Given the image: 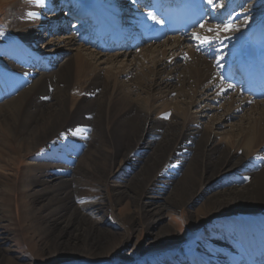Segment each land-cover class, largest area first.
I'll return each instance as SVG.
<instances>
[{
	"label": "bare ground",
	"instance_id": "6f19581e",
	"mask_svg": "<svg viewBox=\"0 0 264 264\" xmlns=\"http://www.w3.org/2000/svg\"><path fill=\"white\" fill-rule=\"evenodd\" d=\"M176 1L18 0L11 6L3 32L15 42L0 59V213L20 224L14 208L19 205L21 217L27 208L53 252L95 257L119 240L102 221L92 223L72 207L74 173L63 172L73 168L81 149L88 152L80 161L87 174L93 171V184L113 192V200L107 196L99 209L127 204L134 211L131 220L141 212L154 242L173 241L172 226L153 227L173 208L196 209L190 213L198 222L201 213L210 219L264 208V99H254L245 86L224 78L244 54L258 48L256 54L262 50L264 55V42L253 30L257 25L244 41L247 22L232 24L231 18L241 0L219 5V10L214 0L210 12L215 13L204 28L168 37L157 46L140 22L152 26L156 22L149 13L159 20L162 7ZM64 5L67 12L49 15ZM125 12L129 14L123 16ZM253 19L264 20V10ZM73 20L82 23L73 27ZM211 20L234 30L225 32L219 24L218 32H209L217 25H209ZM48 21L50 35L32 41ZM193 33L219 39L199 45ZM41 38L48 39L49 50L36 49ZM113 38L123 42L122 48L111 45ZM146 44L152 46L135 55ZM194 107L201 108L198 120L192 119ZM238 116L241 120L227 131V145L216 142L215 129ZM129 168L134 169L131 176ZM115 175L124 180L112 182ZM251 214L240 229L220 228L224 241L210 242L214 254L201 252L191 242L199 240L195 236L184 239L181 249L191 254L193 264H264V217ZM0 264H16L1 242Z\"/></svg>",
	"mask_w": 264,
	"mask_h": 264
},
{
	"label": "rangeland",
	"instance_id": "374dc122",
	"mask_svg": "<svg viewBox=\"0 0 264 264\" xmlns=\"http://www.w3.org/2000/svg\"><path fill=\"white\" fill-rule=\"evenodd\" d=\"M121 1L123 2L124 0ZM216 1H217L216 7L218 5V10H219L220 9L219 5L220 6L222 5L223 7L224 5H226V3L232 0H216ZM256 1L257 0H241L240 10L236 12L231 11L232 12L231 17L239 12L240 13L242 12V14L239 17L233 19L232 24L233 23L241 24L242 22H247L249 26L248 29L246 30L243 29V31L241 32L242 36H244V34L246 33L248 34V36L250 34L253 35L250 27L259 24L258 23L259 21L257 22V20L254 19L252 20V18H254V15H256L258 11L264 10V1L261 2L258 1V3ZM17 2L18 0H15L13 2L10 0L8 2H3L2 4H0V59H2V57L5 58L6 53H8L11 49L10 48L11 44L15 42V38L9 36L7 32L6 33L3 32L4 30L3 25H4V21L7 19L9 15L11 6ZM105 2H107V0H101L100 4H104ZM252 4H254L255 6ZM231 6L232 4L230 5V7ZM43 9H41V12L43 11ZM56 10H58V13H60V11L67 12V6L64 5L61 8L53 9L49 12V15L51 16ZM214 13L215 12L213 13L210 12L209 17L212 14L214 15ZM125 14H129V12L123 13V16ZM250 21L251 23H249ZM77 23L81 24L82 22H77L76 20L75 21L73 20L71 21V26L74 27V25H78ZM260 23L264 24V20H262ZM208 24L209 25L217 24L216 25L217 28L219 24L223 26V24L225 25L226 23L224 21L216 22L215 20H211L208 22ZM50 27H51L50 21H48V23H46L42 27V29H37V31H35V33L31 37V40L32 41L38 40L40 35L49 36ZM72 28L69 30L67 29V31L71 32ZM239 28L242 27L240 26ZM246 38L243 37L244 41H246L245 40ZM40 40H42V38ZM47 42L48 39L42 40V44L36 49L49 50L51 47L45 46ZM162 43H164V40L161 42H156L155 44L158 46ZM193 43L194 42H189V44H193ZM150 45L151 44H146L142 46L141 49L135 52V55L140 54L143 48H146L147 46ZM170 55L171 54H169V56ZM182 60L183 59H180V63ZM230 93H235V90H230ZM8 99H4V100L7 101ZM4 100L2 102H4ZM200 111L201 108L199 107H194L191 109L193 120L200 119L199 117L201 114ZM218 112L216 111L209 113L210 116L208 115L207 119L210 120V118L215 116ZM208 120L205 119L204 122ZM240 120L241 118L240 116H238L236 119H233L232 122L229 123L230 125H228L227 127L225 128L219 127V129H215L216 133L212 135V138L216 142L219 141L223 142V145L226 146L227 145L226 142L228 141V137H229V133H227V131L232 128L231 124L232 125L236 124ZM118 135L119 134H117V136ZM231 149L232 148L229 147V150ZM82 151L83 149H81L79 152L78 161L73 162L72 166L75 170L72 168L73 170L71 169L63 172L67 176L74 173L72 176L73 179L71 178L72 180L70 181V185H69V187L73 189V193L71 195L74 196V200L72 201L73 202L72 207L73 208L77 207L78 210L82 211L83 213H86L92 223L95 220L102 221L105 227L111 229L112 231H114V233L117 234V238L119 240L116 241L114 244H111L110 249L106 251L104 254L95 257L90 255H78L77 253L72 254V253L58 252V251L53 252L52 243L47 241V239L43 241L41 240V236L37 228V223L30 217L28 209L26 208L27 210L26 209L24 210V213L22 214L21 217L19 205H16L14 208L16 211L14 210V212L18 214V219L21 218L20 224H18V222L15 221V219L14 220L10 219L9 215L6 214L7 212L6 213L4 212V214L0 213L1 246L4 248L5 255L9 257L11 260H13L16 264H178L179 262H181L182 264H193L192 256H190L191 254L186 253L181 249L184 239H186L187 237L190 238L192 236H195V238H199V240H192L191 242L193 244H196L201 252L212 255L214 254V250L212 247L213 243L211 245L210 242L211 241L217 242L218 240L224 241L222 235L223 233L222 230H220V228L229 227L235 230L240 229L241 227H243L242 225L244 224L245 219H247L251 214L246 212L234 211L233 212L234 214H227L220 217L214 216L208 219L206 215H203L201 213L197 215V218L201 220L198 222L197 220H195L196 218L194 219V215H191L190 213V209L191 211L192 210L195 211L196 209L186 206L177 207L175 209L173 208L167 211V215L165 217L163 216V218H161V220H159L158 222H155L153 226L156 230H159L160 228L164 227L166 224L172 226L173 232H175L173 241L154 242L153 238H151L152 235L148 233V231L150 230H148V227H146L147 225L145 224V220L141 212L137 214V216L135 217L136 219H134L135 222H133L134 220H131L130 216L133 215L132 213L134 211L131 210L127 204L115 206L114 208L111 209L108 208L106 210L99 209V207L106 201L107 196H108V200L110 198L112 199L113 192L110 189V187L108 189H103V188L100 189L95 184H93L94 183L93 171L87 174L86 170L82 169L85 166L81 164L80 159L85 153H88V152L83 153L84 151L83 152ZM24 159L27 160V157L25 156ZM60 163L62 165L65 164L63 162ZM78 165L79 168H77ZM106 169L107 168H104L103 170L105 171ZM77 172L82 173L84 177L79 176V174L77 175ZM126 173L128 176H131L134 174V169L129 168ZM0 179H2V176L0 177ZM115 180L120 181V180H124V178L121 179V177L115 175L112 178V182H114ZM37 188L39 187L38 186L34 187L35 190ZM30 193H32V190L28 192L26 195L29 200H31V198H29ZM263 194L262 196L264 197ZM200 201L201 202L198 205H196L195 208L196 207L198 208L201 205V203L203 202L202 198L200 199ZM199 209L200 208H198V210ZM208 211L211 210L209 209ZM251 215H253L254 219L263 218L264 208L261 211L260 210L254 211ZM149 221L150 222L153 221L152 217L149 219ZM132 224L135 225L136 227L135 231ZM233 239L236 240L235 237H233ZM208 240L209 242H207ZM176 258L178 261H175ZM214 263L220 264L219 262L216 261L208 262V264H214ZM221 264H227V261H221Z\"/></svg>",
	"mask_w": 264,
	"mask_h": 264
},
{
	"label": "snow or ice",
	"instance_id": "6c2138e0",
	"mask_svg": "<svg viewBox=\"0 0 264 264\" xmlns=\"http://www.w3.org/2000/svg\"><path fill=\"white\" fill-rule=\"evenodd\" d=\"M206 2H207V4H209V5L215 6V4H214V0H206ZM221 6H222V5H221ZM149 18H150L151 20L155 21L156 23H162V21L157 20L156 17H155L153 14H151V13H149ZM200 27H201V28H204L205 25H204V24H201ZM220 27H221V26L218 25L217 28H215V29H213V28H209L208 31H209V32H213V33H215V32H218V31L220 30ZM223 30H224L225 32H227V31H232V30H234V29H233V26H232L231 24H225V25H223ZM192 37H193L194 39H196V40L199 42V45H212L213 43H215L216 40L219 39L218 36H216V37H214V38H213V37H202V36H200L198 33H193V34H192ZM198 50H199V48H198ZM228 87H229V88H233L234 85H231V84H230ZM169 115H170V114H169Z\"/></svg>",
	"mask_w": 264,
	"mask_h": 264
}]
</instances>
